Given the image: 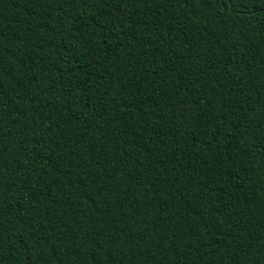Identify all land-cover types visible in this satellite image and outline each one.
<instances>
[{"label": "trees", "instance_id": "16d2710c", "mask_svg": "<svg viewBox=\"0 0 264 264\" xmlns=\"http://www.w3.org/2000/svg\"><path fill=\"white\" fill-rule=\"evenodd\" d=\"M0 264H264V0H0Z\"/></svg>", "mask_w": 264, "mask_h": 264}]
</instances>
